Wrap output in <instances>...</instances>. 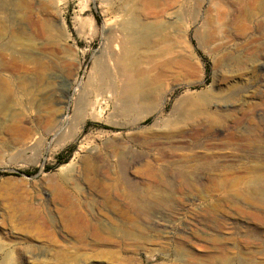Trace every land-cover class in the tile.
I'll return each mask as SVG.
<instances>
[{
  "label": "rangeland",
  "instance_id": "374dc122",
  "mask_svg": "<svg viewBox=\"0 0 264 264\" xmlns=\"http://www.w3.org/2000/svg\"><path fill=\"white\" fill-rule=\"evenodd\" d=\"M0 76V264H264V0H0Z\"/></svg>",
  "mask_w": 264,
  "mask_h": 264
},
{
  "label": "bare ground",
  "instance_id": "6f19581e",
  "mask_svg": "<svg viewBox=\"0 0 264 264\" xmlns=\"http://www.w3.org/2000/svg\"><path fill=\"white\" fill-rule=\"evenodd\" d=\"M224 2V1H223ZM114 32H116L115 36V44L110 47L109 51L103 55L102 57V73L105 74H111L112 75H118L121 77V90L122 94L121 96L124 97V99H127L129 95L132 94V92L139 86L140 83L137 82V79L132 75L133 74V65H134V59H133V51L135 52V47L133 48V41L135 37L134 32L127 31L124 29L123 25H116L114 27ZM112 33V31H110ZM117 42V44H116ZM122 44V46H120ZM130 44L128 47L127 45ZM116 76L117 78H119ZM1 77V76H0ZM3 77V76H2ZM116 81V79H115ZM107 82V81H106ZM111 83L110 86V92H115L118 88H120V84L116 85ZM9 83L6 79L0 78V89L8 88ZM110 85V84H109ZM109 98H111L113 95L110 93ZM147 96V93L145 94V97ZM100 99L96 100V103H99ZM127 100L124 101L126 103ZM245 138L247 136L244 135ZM242 138V137H241ZM262 180V179H261ZM261 180H256L253 182V185H260L262 184ZM220 185H224V181L220 180L218 181ZM221 261L225 264H230L231 260L227 258L226 256H222Z\"/></svg>",
  "mask_w": 264,
  "mask_h": 264
},
{
  "label": "trees",
  "instance_id": "16d2710c",
  "mask_svg": "<svg viewBox=\"0 0 264 264\" xmlns=\"http://www.w3.org/2000/svg\"><path fill=\"white\" fill-rule=\"evenodd\" d=\"M24 174L31 175L32 172L31 171H25ZM7 175H10V173L4 172V171H0V176H7Z\"/></svg>",
  "mask_w": 264,
  "mask_h": 264
}]
</instances>
